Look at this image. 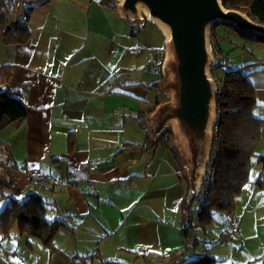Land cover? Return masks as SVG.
Returning <instances> with one entry per match:
<instances>
[{
    "label": "crops",
    "instance_id": "1",
    "mask_svg": "<svg viewBox=\"0 0 264 264\" xmlns=\"http://www.w3.org/2000/svg\"><path fill=\"white\" fill-rule=\"evenodd\" d=\"M120 2L42 0L27 18L28 42L6 44L0 39V82L1 65L8 63L11 92L27 104L22 121L0 130L7 152L4 166L10 160L18 167L11 196L22 200L35 193L44 202L45 219L65 223L51 245L17 223L6 234L0 229V264L186 260L187 249H182L190 236L189 230L186 237L182 232L188 217L181 203L190 195L188 167L174 126L169 144L178 157L166 143L145 141L148 132L157 134L140 120L148 119L157 106L160 86L154 82L160 76L133 64L139 55L145 62L146 50L134 54L126 49L137 42L162 48L166 36L157 28L156 42L139 38L135 28H143L148 18L141 13L143 21L133 23L119 12ZM218 45L223 53L233 49L225 51L220 36ZM255 95L258 101L256 88ZM140 112L145 116H138ZM89 160L98 166L68 184V166ZM27 169L59 176L63 183L44 189L29 182ZM88 179L96 183V195L86 192ZM6 203L0 197V211ZM252 209L240 215L238 242L245 253L249 250L251 264H264V219ZM225 219L223 214L222 234L227 237Z\"/></svg>",
    "mask_w": 264,
    "mask_h": 264
},
{
    "label": "trees",
    "instance_id": "2",
    "mask_svg": "<svg viewBox=\"0 0 264 264\" xmlns=\"http://www.w3.org/2000/svg\"><path fill=\"white\" fill-rule=\"evenodd\" d=\"M46 2L48 0H43V3ZM222 3L225 7L246 11L255 21L264 24V0H222ZM31 9L32 6H27L23 10L27 18ZM219 23L236 29L243 37L264 42V34L252 30H241L227 21H215L211 29V35L216 37L212 43L215 53L221 52L218 37L214 32L215 26ZM30 38L31 31L27 19H22V13L16 14L15 5L12 2L0 0V39L6 44H15L26 43ZM225 55L227 56L226 64L218 67H227L224 76L219 78L216 74L221 83V89L216 98V121L213 125L209 161L202 180L203 185L204 183L208 184L207 193L197 209V217L203 223L211 219L213 211H221L226 221L235 214V201L249 180L252 157L257 153L256 148L261 138V126L264 122L262 117L253 113V108L257 103L255 88L248 78V73L244 72V68L250 63L234 68L230 64L229 55ZM1 70L3 79L0 83H6L7 89L0 92V130L14 121H22L27 114V104L11 92L10 65L2 64ZM160 82L161 78L157 79L154 85L160 86ZM160 102L161 100L158 98L155 105ZM138 116H145V113L140 112ZM143 119L141 117L140 121L142 122ZM173 136V127L168 124L157 134L148 132L145 141L166 143L178 157L175 146L169 144ZM258 161L262 162L264 166V154L259 155ZM17 168L16 164L8 160L3 167V175L0 177V197L7 198L6 205L0 211V229L6 234L17 223L20 230L39 237L46 245H51L55 233L65 226V223L60 219H45L43 216L44 202L37 194L32 193L22 200L11 196L18 179L14 173ZM67 172L72 176L69 180L71 183L86 178L88 174L86 163L79 166L69 165ZM255 182L262 186L264 182L263 167ZM196 198L198 199L197 194L194 193L191 197L186 196L181 203V211L185 212L188 217L187 225L182 228L185 237L192 225L191 218L194 211L192 203ZM188 246L186 241L182 250H186ZM217 261L218 258L205 250L183 264H216ZM105 264L128 263L117 259H107Z\"/></svg>",
    "mask_w": 264,
    "mask_h": 264
},
{
    "label": "water",
    "instance_id": "3",
    "mask_svg": "<svg viewBox=\"0 0 264 264\" xmlns=\"http://www.w3.org/2000/svg\"><path fill=\"white\" fill-rule=\"evenodd\" d=\"M7 1L15 5L19 15L23 5L34 6L42 0ZM118 8L135 24L143 21V12L168 34V75L163 86L170 99L159 103L148 119L155 133L173 124L188 167L190 186L195 190L209 161L216 121L218 89L209 75L213 60L212 25L227 21L241 30L264 34V24L240 9L225 7L222 0H121ZM6 89L7 84L0 83V92ZM6 160L5 145L0 142V175Z\"/></svg>",
    "mask_w": 264,
    "mask_h": 264
},
{
    "label": "rangeland",
    "instance_id": "4",
    "mask_svg": "<svg viewBox=\"0 0 264 264\" xmlns=\"http://www.w3.org/2000/svg\"><path fill=\"white\" fill-rule=\"evenodd\" d=\"M144 23L145 26L143 28H135L137 36L139 38L147 36L149 39H151L152 43L156 42L157 39L155 36V30L157 28L161 30V28L150 19H148V21L145 20ZM215 28L216 33L218 34L216 35L217 37L220 36L221 45L223 46L224 50L227 51L233 48L230 53L225 52V54L229 55L231 66L234 68H238L247 63H250V65H247L244 68V72L248 73V78L253 84L254 88H256L258 94V101L253 108V113L264 118V42L243 37L236 29L224 25L223 23L217 24ZM134 46L143 45L140 42H137ZM166 54L167 59L165 74H162V76H160L161 82L159 99L161 100V102L170 99L169 91L163 86L168 75L167 62L169 59V51L167 46ZM142 59L143 58L141 57V55H139V61L137 60L138 62H134L133 64H138V67L142 68L144 64V61ZM255 62L258 63L251 64ZM226 68V66H223L217 69V75L219 76V78L224 76V71ZM156 94H158L157 89ZM170 125L173 126L172 124ZM256 152L257 153L252 157L249 171V180L245 183L244 187L236 198L235 212H238L239 215L243 216L246 208H253L252 210L255 214L254 216L262 217V219H264V183L262 186H259L255 182L256 177L258 176L262 167H264L262 162L258 161L259 155L264 154V122L261 126V138L257 145ZM188 192L190 194L189 197H191L193 195V190L191 187H189ZM197 204L198 199L196 198L192 203L194 213L191 218L192 225L189 227L190 242L189 246L187 247V254L185 255V259L188 260L190 258H195L203 251L207 250L208 253L215 255L219 259L216 264H251L248 254L249 250H246L245 253V249H242L241 242H233L227 237L223 236V213L221 211H213V216L211 217V219L203 223L197 217ZM241 226L242 223L240 224V228ZM135 264L149 263L140 259V261L136 262ZM156 264L170 263L166 260L161 259L157 260Z\"/></svg>",
    "mask_w": 264,
    "mask_h": 264
},
{
    "label": "built area",
    "instance_id": "5",
    "mask_svg": "<svg viewBox=\"0 0 264 264\" xmlns=\"http://www.w3.org/2000/svg\"><path fill=\"white\" fill-rule=\"evenodd\" d=\"M24 8H27L26 5H23L21 7L20 13H22V19L26 20V14L23 12ZM254 19V18H253ZM255 20V19H254ZM216 40L215 36L211 35L210 38V47L213 53V60L212 64L210 66V72L209 75L211 78H213L216 81L217 89L218 91L221 89V83L217 78V68L221 65L226 64L227 62V56L223 52H216L213 50V41ZM127 51L138 54L142 51V49L146 50L147 56L145 59V62L143 64V68L145 70L151 71L159 76H162V74H165L166 69V46L162 48H156V47H144V46H132L127 47ZM143 122V127L148 130L149 126V120L145 119ZM98 166V163L89 160L86 163V167L91 170L95 169ZM264 171V167H263ZM26 177L29 180V182L36 184L44 189L50 190L54 188L55 186H58L63 183V180L56 175H53L51 173H43L38 169H27ZM205 176V172H204ZM203 176V178H204ZM202 178V180H203ZM202 180L200 182V185L196 189V194L198 197L199 202L203 201L206 197L207 193V183L202 184ZM68 184H71V182H68ZM98 187L96 183L92 179H88L87 182V189L86 192L91 195H96L98 193ZM240 223H241V216L239 214H234L229 220H228V228L226 230V236L228 239L232 241H238L240 239Z\"/></svg>",
    "mask_w": 264,
    "mask_h": 264
},
{
    "label": "bare ground",
    "instance_id": "6",
    "mask_svg": "<svg viewBox=\"0 0 264 264\" xmlns=\"http://www.w3.org/2000/svg\"><path fill=\"white\" fill-rule=\"evenodd\" d=\"M142 14H143V12H142ZM145 14H146V12H145ZM161 30L163 31V33L165 34V36H166V41L168 40V34H167V32L165 31V29L161 26Z\"/></svg>",
    "mask_w": 264,
    "mask_h": 264
}]
</instances>
